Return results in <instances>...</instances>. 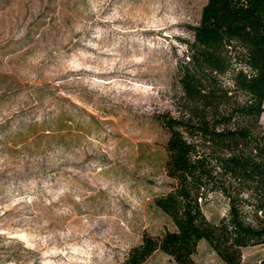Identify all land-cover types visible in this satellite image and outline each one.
Returning <instances> with one entry per match:
<instances>
[{"label":"rangeland","instance_id":"obj_1","mask_svg":"<svg viewBox=\"0 0 264 264\" xmlns=\"http://www.w3.org/2000/svg\"><path fill=\"white\" fill-rule=\"evenodd\" d=\"M206 2L0 0V264H124L145 232L174 228L154 205L171 187L155 114H177ZM203 209L217 220L227 202ZM195 259L220 262L206 241Z\"/></svg>","mask_w":264,"mask_h":264},{"label":"trees","instance_id":"obj_2","mask_svg":"<svg viewBox=\"0 0 264 264\" xmlns=\"http://www.w3.org/2000/svg\"><path fill=\"white\" fill-rule=\"evenodd\" d=\"M185 54L177 61V114L155 118L165 130L171 187L154 198L174 228L145 232L124 264H143L156 251L176 264L195 259L206 241L219 264H264L243 258L264 248V0H207ZM212 193L226 213L208 218Z\"/></svg>","mask_w":264,"mask_h":264}]
</instances>
